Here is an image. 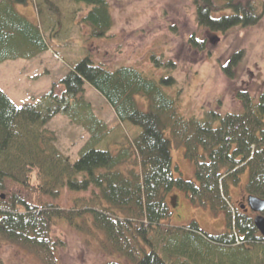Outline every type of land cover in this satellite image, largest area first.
Masks as SVG:
<instances>
[{"label": "trees", "instance_id": "1", "mask_svg": "<svg viewBox=\"0 0 264 264\" xmlns=\"http://www.w3.org/2000/svg\"><path fill=\"white\" fill-rule=\"evenodd\" d=\"M30 1L33 2L0 0V63L30 59L51 49L44 35L46 30L15 9L16 3ZM34 1L40 14L45 6L59 3ZM192 1L196 22L212 32L253 26L264 17L261 0ZM59 4L72 7L69 15L87 8L82 20L89 37L114 35L109 0H64ZM51 15L50 11L46 22L50 20L54 25ZM61 15L62 12L60 18ZM189 43L202 51L208 46L206 38L195 35ZM244 55L243 49L236 52L222 67L229 77H235V68ZM152 59L157 66H176L174 60L155 55ZM87 83L105 97L119 122L131 125L129 131L114 133L97 116L84 96ZM176 83L172 75H161L157 81L138 67L110 69L86 56L60 79L61 93L56 92L55 83L36 101L17 105L0 87V244L11 242L37 255L45 264H61L57 250L64 241L53 235L56 219L90 230L87 221L80 219L91 215L95 228L104 232V252L121 253L136 264H176L182 258L180 252L164 253L161 245L166 237L159 239L155 233L171 215L172 192L180 189L194 204L227 214L226 230L214 236L201 235L193 222L185 230L188 240H182L184 253L198 255V244L202 252L213 244L240 246L243 254L255 249L259 264H264V236L253 218L233 217L229 202L230 183L237 184L245 173L248 193L264 198V91L257 99L246 95L242 112L221 116L213 111L202 119L180 111L177 99L165 89ZM138 95L147 97V110L140 108ZM59 114L87 134L74 160L58 146L56 133L48 127ZM216 120L219 123L214 125ZM132 130L134 134L129 136ZM118 137L124 141L118 142ZM183 145L196 164V180L174 174L172 148ZM9 182L53 198L59 197L64 188L93 194L66 208L51 202L33 203L14 192L2 198ZM172 258L178 260L171 262Z\"/></svg>", "mask_w": 264, "mask_h": 264}, {"label": "rangeland", "instance_id": "2", "mask_svg": "<svg viewBox=\"0 0 264 264\" xmlns=\"http://www.w3.org/2000/svg\"><path fill=\"white\" fill-rule=\"evenodd\" d=\"M57 1L60 3L64 0ZM109 1L114 16V35L95 39L89 37V29L82 20L87 13L85 6L77 14L71 12L69 15L72 7L65 4H49L50 8H47L50 10L47 11L45 6L41 14L34 0L28 4H15L20 14L46 30L44 35L51 47L30 59L0 63V87L17 105L36 101L49 92L55 83H58L56 92L61 93L63 86L59 84L60 79L86 56L110 69L124 65L138 67L157 81L161 75L174 76L177 83L165 89L177 99L180 111L185 116L205 119L213 111L221 116L228 112L239 113L244 110L243 99L246 95L257 99L264 91V17L253 26H235L224 33L212 32L196 22L192 0ZM50 11L56 21L54 25L50 20L46 22L45 17ZM192 35L206 38L207 49L202 51L192 47L189 43ZM242 49L245 55L235 68V77L231 78L222 67ZM153 55L163 60H174L176 66L173 69L157 66L152 59ZM84 96L92 103L97 116L114 129V133H125L131 129L130 124L119 122L105 97L88 83L85 85ZM136 99L140 108L148 109L147 97L138 95ZM218 123V120L214 121V125ZM48 127L56 133L62 151L73 160L76 159L87 139L86 132L73 125L63 114L54 117ZM132 134L134 130L129 136ZM122 140V137L117 139L118 142ZM186 151L185 145L173 146L174 174L176 177L196 180V164L187 156ZM246 186V173L240 175L237 184L230 183L231 206L234 207L241 195L247 193ZM13 192L33 203L51 202L66 208L79 204L81 201L77 199H89L93 194L92 191L79 192L64 188L59 197L53 198L52 195H41L13 182H9L8 189L2 193L9 198ZM175 196H179L178 206H172L170 217L162 222V227L157 229L155 235L159 239L166 237L165 244L161 245L164 253L165 250L180 252L182 258L176 264H221V260L222 264H242L247 261L259 264L261 260L257 259L258 252L255 249L243 254L240 246L213 244L202 252L204 249L201 250L198 244V250L195 249L199 251L198 255L195 253L188 256L184 253L182 240H188L189 235L185 230L193 222L197 223L201 235L214 236L226 230L227 214L194 204L180 189L172 192L171 199ZM80 221H87L91 229H79L65 219H56L53 235L64 241V245L57 250L61 264H104L109 261L136 264L121 253L104 252L101 244L104 232L95 228L91 215ZM259 257L263 259V253L260 252ZM175 260L178 259L172 258L171 262ZM0 264L45 263L25 248L4 242L0 244Z\"/></svg>", "mask_w": 264, "mask_h": 264}, {"label": "water", "instance_id": "3", "mask_svg": "<svg viewBox=\"0 0 264 264\" xmlns=\"http://www.w3.org/2000/svg\"><path fill=\"white\" fill-rule=\"evenodd\" d=\"M1 196H2V198L5 197L4 194ZM177 200H178L177 196L172 198V206L173 207H176L178 205ZM248 204L251 207V209L255 212H263L264 211V198H262V197L250 195L248 197ZM254 221H255L257 228L259 229L261 234L264 236V216L259 214L255 217Z\"/></svg>", "mask_w": 264, "mask_h": 264}, {"label": "flooded vegetation", "instance_id": "4", "mask_svg": "<svg viewBox=\"0 0 264 264\" xmlns=\"http://www.w3.org/2000/svg\"><path fill=\"white\" fill-rule=\"evenodd\" d=\"M232 190H229L231 192ZM242 197L237 201V204L233 207L230 205L231 214L233 217H236L237 215H240L241 217H251L253 220L258 215L255 211L251 209V207L248 204V196L249 193L247 191L246 194L241 195Z\"/></svg>", "mask_w": 264, "mask_h": 264}]
</instances>
